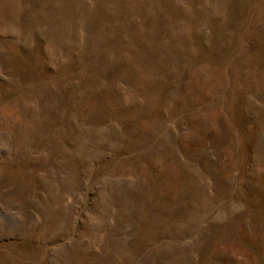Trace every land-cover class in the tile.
I'll list each match as a JSON object with an SVG mask.
<instances>
[{
  "label": "rangeland",
  "instance_id": "obj_1",
  "mask_svg": "<svg viewBox=\"0 0 264 264\" xmlns=\"http://www.w3.org/2000/svg\"><path fill=\"white\" fill-rule=\"evenodd\" d=\"M0 264H264V0H0Z\"/></svg>",
  "mask_w": 264,
  "mask_h": 264
}]
</instances>
